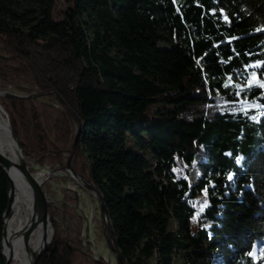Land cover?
I'll use <instances>...</instances> for the list:
<instances>
[{"label":"trees","instance_id":"16d2710c","mask_svg":"<svg viewBox=\"0 0 264 264\" xmlns=\"http://www.w3.org/2000/svg\"><path fill=\"white\" fill-rule=\"evenodd\" d=\"M56 5L0 0V86L28 94L0 105L25 157L64 170L69 155L124 264H264V0H71L62 20ZM8 192L0 168V264ZM48 210L37 264H99Z\"/></svg>","mask_w":264,"mask_h":264},{"label":"rangeland","instance_id":"374dc122","mask_svg":"<svg viewBox=\"0 0 264 264\" xmlns=\"http://www.w3.org/2000/svg\"><path fill=\"white\" fill-rule=\"evenodd\" d=\"M56 3L57 5L54 14L55 19L62 20L63 13L69 8L71 0H56ZM254 81H258V79L255 78ZM242 85H245V83ZM3 86H0V98H4L6 95L11 94L22 98L28 96V94L24 92H18L15 90L14 86ZM55 107L58 108V105L55 104ZM0 108L3 109L10 123L9 115L1 105ZM77 131L78 128L74 126V136L72 140L73 147ZM62 156L65 161H67V165L70 164L74 171L73 163L71 160L68 161L69 155L65 153ZM200 160L201 158L198 157L196 162ZM27 165L30 167V171H34L33 174L43 175L40 182H45L43 189L48 199V208L50 207V209L55 212V219L60 227L62 237L71 241L75 247L78 248L81 253L86 254L92 262H100L99 264H118L115 254L109 249L106 241L104 222L99 201L100 198L94 192L93 188L89 189L87 187V184L89 183H87L81 176L79 177L82 178L84 182L75 179L66 168L60 170L48 164L46 166H41L38 159H27ZM172 172L177 180H186L191 186L196 185L197 179L199 178L197 168L188 173L187 165L178 157L175 159V166ZM188 204L196 213L192 222V228L193 230H196L198 217L204 213L209 205L207 194L203 192V194L196 199H188ZM48 213L51 227L54 231L55 242L56 228L51 220L49 210ZM173 264H183V262L180 257H177Z\"/></svg>","mask_w":264,"mask_h":264},{"label":"water","instance_id":"95a60500","mask_svg":"<svg viewBox=\"0 0 264 264\" xmlns=\"http://www.w3.org/2000/svg\"><path fill=\"white\" fill-rule=\"evenodd\" d=\"M9 129L13 137V141L20 154L21 160L19 164H15L13 161H11L8 157H6L4 154L0 152V168L9 182L8 206L2 215L3 231H2V240H1V256L3 257L4 264H12L15 246L13 247L10 240L16 241L19 240V238H21L25 250L27 251V254L29 253L30 255L29 264H37L38 261L41 259V257L50 249V247L54 243V231L52 229L53 236L51 241L48 244H45L44 247L38 253H30L27 248L29 239L31 235L34 233L37 226H39V222L43 224L45 229L48 226H51L50 217L48 213V199L43 189L45 182L42 183L39 182V180L36 178V175L30 171V167L27 165L26 158L23 155V150L21 145L12 128L10 127ZM81 133L82 132L80 130L76 136L74 150L77 149L80 143ZM17 168L20 170L21 174L25 177L29 187L32 190L33 216L31 217L28 226L24 230L20 231L15 236H13V238L11 239L8 237L7 231H8V221L12 216L15 206V185L13 181V176ZM66 170L69 171L75 177V179L84 182V180L80 178L79 175L72 170L70 164L67 165ZM87 187L89 189H92V186L90 184H87ZM99 201L101 206L102 218L104 222V233L107 244L109 246V249L115 254L118 264H124L118 250L113 246V243L110 240L109 232H108L109 221H108L107 213L105 210L103 200L99 199ZM37 214H40L39 219H37L38 217Z\"/></svg>","mask_w":264,"mask_h":264},{"label":"bare ground","instance_id":"6f19581e","mask_svg":"<svg viewBox=\"0 0 264 264\" xmlns=\"http://www.w3.org/2000/svg\"><path fill=\"white\" fill-rule=\"evenodd\" d=\"M10 123L2 108H0V152L8 157L15 164H19L21 158L17 150V147L13 141V137L10 133ZM24 155V153H23ZM27 162V159H26ZM36 178L41 181L42 174H37ZM13 181L15 185V206L11 218L8 221V237L13 238L17 233L24 230L33 216V195L32 190L29 187L25 177L21 174L17 168ZM39 219L40 214H37ZM53 236L51 226L46 229L43 224L39 222V226L35 229L31 235L27 248L30 253H38L45 244H48ZM14 247L12 264H29L30 255L27 254L23 245L22 239L13 241L10 240Z\"/></svg>","mask_w":264,"mask_h":264},{"label":"snow or ice","instance_id":"6c2138e0","mask_svg":"<svg viewBox=\"0 0 264 264\" xmlns=\"http://www.w3.org/2000/svg\"><path fill=\"white\" fill-rule=\"evenodd\" d=\"M261 87H264V85H261ZM237 95H239V93H237ZM237 162H239V160ZM229 179H232L231 175L229 176Z\"/></svg>","mask_w":264,"mask_h":264}]
</instances>
